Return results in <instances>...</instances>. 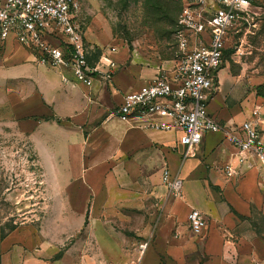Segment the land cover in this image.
I'll use <instances>...</instances> for the list:
<instances>
[{"label": "crops", "instance_id": "0c3cea01", "mask_svg": "<svg viewBox=\"0 0 264 264\" xmlns=\"http://www.w3.org/2000/svg\"><path fill=\"white\" fill-rule=\"evenodd\" d=\"M3 43L0 59L4 69L14 78L26 79L33 84L35 93L45 99L37 104L36 109L51 118L38 120L32 133L38 163L43 171L40 180L44 187L42 224L36 226L32 222H23L5 228L6 219L0 210V264H264V239L254 228L248 227V217L259 218L257 213L264 209V193L258 182L262 174L260 180L264 186V163L256 161L258 166L252 163L241 166L230 142L220 133L211 132L217 140L211 144L210 152H203L207 155V163L220 154L218 145L224 144L221 151L223 162L231 160L235 167L232 175L234 172L238 174V169L245 171L246 175L239 177L233 187L228 178H223V171L221 174L213 168L204 169L200 165L201 159H197L187 168V176L198 180L204 194L197 199H189L184 194L175 197L164 185L162 171L169 167L181 175L180 170L187 158H183L185 149L179 143L180 132L151 127L145 117L121 119L112 115V109L123 101L126 94L156 75V68L145 70L130 62L111 80L98 76L94 81L97 85L93 83L85 88L83 83L74 79L69 69L39 63L13 40ZM115 52L109 50L105 53L113 58ZM48 83H51L50 87ZM209 110L223 122L210 109V104ZM51 130L67 137L63 148L69 155V160L65 157V176L60 172L62 157L55 150L56 144L55 147L50 145L51 140L45 143L38 139L37 134L46 135ZM206 143L202 141L197 153ZM95 145L97 148L86 154L87 148ZM105 150L107 153L102 155ZM176 151L177 157L172 158ZM157 156L164 162L160 176L162 184L156 185L157 181H150L152 168H148L147 163ZM170 158L177 171L170 168ZM44 164L55 170L56 176L61 173L53 179L54 185L59 187L55 207L46 195ZM105 164L108 167L102 178L87 177L90 170ZM197 171L199 175L195 174ZM224 176H229L225 170ZM210 184L223 188L228 201L244 217L225 227L224 236L216 227L225 221V217L219 213L213 197L207 199ZM97 185L102 187L101 195L95 188ZM149 203L162 210V219L154 235L151 221L157 210L149 211V221ZM191 208L205 211L206 222L209 218L211 226L207 222L201 234L192 233L187 224V213ZM52 215L58 218L55 226L48 222ZM85 222L86 233L83 230ZM115 222L129 225L132 232L117 228ZM210 228H214V233L209 239ZM145 242L147 246L142 251L140 244Z\"/></svg>", "mask_w": 264, "mask_h": 264}, {"label": "rangeland", "instance_id": "374dc122", "mask_svg": "<svg viewBox=\"0 0 264 264\" xmlns=\"http://www.w3.org/2000/svg\"><path fill=\"white\" fill-rule=\"evenodd\" d=\"M78 1L81 6L79 16L86 33L85 39L91 62H97L100 51H109L113 46L117 50L112 56L121 65L120 68H125L132 62L138 67H144L145 70L156 68L155 73L157 74L160 69L170 70L179 58L180 49L176 33L180 28L179 12L183 0ZM251 2L248 19L238 26V30L233 32L228 43L226 60L219 71V83L214 90L210 109L223 120V123H241L245 119L253 120L258 123L260 133L264 137V93L259 90V86L264 84V0H251ZM4 46L3 41L0 40V58ZM3 65L4 63L0 59V210L1 216L6 219L3 227L11 228L16 223L23 222H32L38 226L42 224L44 214V187L40 182L43 171L38 163L32 133L37 121L43 119L42 113L36 109L38 108L37 104H41V101H45V99L35 93L33 84L26 79L14 78L7 72V69H4ZM72 76L74 77L73 74ZM74 79L78 81L75 77ZM48 84L50 87L51 83ZM83 85L85 88L92 86ZM94 85H97V82ZM37 89L39 90L38 87ZM37 135L39 142L46 143L51 140L50 145L55 146L56 144L55 150L57 149L58 154L62 157L60 172L62 176H65L64 163L67 161L65 157H68L69 160V155L63 148L67 137L54 130L49 131L46 135L42 133ZM204 139L206 140L203 141H207V143L203 150H200L196 157L187 158L180 170L183 179V194L189 199H197L204 194L198 180L187 176V168L197 159H201L200 165H203L204 169L213 168L221 174L223 171V178H228V182L233 187L239 177L246 175L245 171L238 168L237 171L241 173L235 174L234 172V176L227 171L226 165L231 163V160L223 162L221 151L224 144L218 145L220 154L222 153L221 156L217 155L208 164L207 155H203V152L211 151L209 148L217 140V137L208 132ZM225 147L228 146L225 145ZM96 148V145L87 148L86 154H91ZM106 153L107 150L102 155ZM176 153L177 151L172 158L177 157ZM158 156L153 160L149 159L147 163L148 168H152L149 171L150 181H157L156 185L162 184L160 176L164 162ZM168 162L170 168L177 171L171 158L168 159ZM252 164H256V162ZM44 165L47 181L46 195L52 201V206L55 207L59 194L56 193V190L59 187L54 185L53 179L61 176V173L56 176L55 170L48 169L47 164ZM256 165L258 166V164ZM107 167V164L96 167L88 172L87 177L100 179ZM224 170L230 177L224 176ZM195 174L199 175V172L197 171ZM261 178L262 174L258 182L264 193ZM208 187L210 190L209 192L207 190V199L213 197L219 213L225 217V221L218 223L216 227L224 236L225 227L237 223L244 217L238 214L236 208L228 201L223 188H215L211 184ZM95 188L101 195L102 187L97 185ZM54 207L52 210L55 214ZM250 208L254 212L253 207L250 206ZM147 209L148 215L149 211L157 210L154 220L151 221L150 215L148 216V220L152 224V235H154L162 219V210L151 203ZM202 212L206 217L205 211L202 210ZM257 215L259 218L256 219H253V216L248 217V227L254 228L258 236L264 239V209ZM57 220L58 218L54 215L48 217V222L52 226L56 225ZM207 220L210 224L209 218ZM187 224L194 233L189 222ZM86 226L85 222L83 228L85 233ZM115 226L128 233L132 232L129 230V225L115 222ZM210 230L209 239L214 233V228H210Z\"/></svg>", "mask_w": 264, "mask_h": 264}, {"label": "built area", "instance_id": "2783aa9c", "mask_svg": "<svg viewBox=\"0 0 264 264\" xmlns=\"http://www.w3.org/2000/svg\"><path fill=\"white\" fill-rule=\"evenodd\" d=\"M251 6V0H183L176 33L179 58L170 70L160 69L126 94L112 115L145 117L151 127L179 131L183 158L194 157L205 135L212 132L220 133L236 149L240 165L264 163V137L258 123L251 119L223 123L209 110L228 43L248 19ZM80 8L78 0H0V40H13L41 64L69 69L85 85H92L98 76L109 81L120 65L105 52L96 64L89 62ZM226 168L230 173L235 170L231 163ZM162 181L170 194L183 196L179 173L164 167ZM187 221L196 234L207 223L197 208L188 211ZM146 246L147 242L140 244L142 251Z\"/></svg>", "mask_w": 264, "mask_h": 264}, {"label": "trees", "instance_id": "16d2710c", "mask_svg": "<svg viewBox=\"0 0 264 264\" xmlns=\"http://www.w3.org/2000/svg\"><path fill=\"white\" fill-rule=\"evenodd\" d=\"M181 7H182V5H181ZM180 10H181V8H180ZM88 52H89V48H88ZM101 53H102V51H100V53H99V55H98V59H99ZM225 53L227 54V50H226ZM88 59H89V62H90L91 64H93V65L96 64V62H95V63L91 62V60H90V55H89V54H88ZM225 60H226V57H225ZM259 90L261 91V93H264V84H262V85L259 86ZM42 118H44V119H50L51 117L46 116V115H43Z\"/></svg>", "mask_w": 264, "mask_h": 264}]
</instances>
